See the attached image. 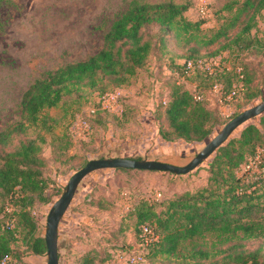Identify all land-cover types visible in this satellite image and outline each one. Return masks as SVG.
<instances>
[{
    "label": "rangeland",
    "instance_id": "rangeland-1",
    "mask_svg": "<svg viewBox=\"0 0 264 264\" xmlns=\"http://www.w3.org/2000/svg\"><path fill=\"white\" fill-rule=\"evenodd\" d=\"M131 1L0 0V130L20 120L23 93L37 78L66 63L85 60L97 53L103 47L104 35ZM137 1L159 3L169 0ZM173 1L189 5L184 13L188 20H202L199 0ZM204 1L208 3L212 14L203 21L199 30H182L179 37H175L172 31L167 34L164 45L160 46L159 25L150 24L145 28L146 37L153 44L152 53L146 65L137 71L130 82L118 88H124L126 92L121 93L116 100L108 102L105 99L108 93L115 91L111 88L102 95L93 88H85L66 96L64 106L60 104L44 111L48 117L46 125L52 129L47 130L40 124L15 137V144L19 140L36 139L39 142V137L44 139L40 142L43 170L48 178L53 179L50 190L44 192L42 197L34 195V199L27 201L38 225L31 231L33 226L30 221L22 219V239L16 243L19 251H25L21 246L31 233L45 234L51 207L62 195L70 177L89 160L137 156L161 160L158 158L166 157L168 161L165 162L186 165L235 115L264 100V9L257 14L256 24L243 42L248 43V47L228 54L223 46L239 26L229 29L227 37L211 40L221 27L227 26L244 0ZM201 53L207 54L203 58L220 53L217 56L229 67L243 64L248 86L223 107L211 101L218 123L213 125L208 138L202 141L182 138L167 140L161 135V131L169 129L163 100H168L177 77L189 87L199 84L209 88L208 82L194 71L179 76L185 58ZM224 79L227 82L230 80L227 77ZM104 101L109 104L108 107L104 106ZM91 107L103 112L101 118L105 117L106 121L102 124L98 119V123L91 126L87 137L81 138L73 131V126L81 123ZM228 112H231L230 117L226 116ZM74 115L76 118L73 119ZM69 126L72 140L68 135ZM240 130H235L230 137L238 135ZM135 132H138L137 136ZM15 144H10L8 149H15ZM214 153L187 174L163 172L158 176L153 172L134 171L111 177L104 173L118 170L101 169L85 176L59 225V264H77L73 240L80 231L85 233L90 247H95V264H185L182 257L167 254L153 257L151 253L154 247L150 250L151 255L146 256L150 246H144L136 235V218L135 215H127L129 209L126 205L141 199L162 201L186 190L196 191L206 184V169ZM245 170L243 165L238 173L242 175ZM90 183L92 185L87 188V194L94 185L91 193L94 197L100 196L88 200L90 195L84 199L80 193ZM99 201L105 206L104 209L97 208L96 202ZM261 241L245 242L249 248H255ZM218 243L216 235L207 234L184 245L208 249L212 253L213 246ZM23 254L31 256L29 260L34 263L47 264V251L39 255ZM132 256L139 257L135 263L129 261Z\"/></svg>",
    "mask_w": 264,
    "mask_h": 264
},
{
    "label": "trees",
    "instance_id": "trees-1",
    "mask_svg": "<svg viewBox=\"0 0 264 264\" xmlns=\"http://www.w3.org/2000/svg\"><path fill=\"white\" fill-rule=\"evenodd\" d=\"M188 8L189 5L173 0L159 3L131 1L104 35L103 47L97 53L49 71L25 90L20 120L0 130V264L7 257L10 264H37L29 260L31 256L23 253L39 255L47 251L45 234L31 233L30 238L24 241V247L21 246L25 248L23 253L16 246L22 239L23 218L32 224L31 231L38 225L32 207L27 204L28 199H34V195L42 197L44 192L50 190L53 179L48 178L43 170L40 142L44 139L39 137V142L36 139L19 140L15 144V137L40 124L47 130L52 129L46 125L48 117L44 111L60 104L64 106L68 95L88 87L102 95L109 88L116 90L128 84L137 71L146 65L152 53V41L145 33L148 25H159L160 46L164 45L167 34L172 31L175 37H179L182 30L201 28L203 20L191 21L184 15ZM262 9L264 0H244L227 26L221 27L211 41L227 37L229 29L239 26L223 49L232 54L235 50L247 48L248 43L243 42L247 40ZM203 57H207V54L185 58L179 76L194 71L208 82L209 88L199 84L189 87L177 77L168 100H163L169 129L161 131V135L167 140H205L211 134L213 125L218 123L216 111L211 106L212 103L219 106L217 96L212 92L213 85L222 83L227 91L239 81H242L243 88L248 86L246 69L240 63L229 67L222 60L223 68L215 70L213 74L197 66L187 68V60L197 62ZM239 68L241 71H238ZM224 77L230 79L229 82ZM98 110L96 108L93 114L85 115L90 126H95L98 119L105 123L106 118H101L103 112ZM250 120L236 129L241 128L238 135L229 137L215 151L206 169L205 185L166 200L141 199L130 204L127 215H135L136 235L140 241L143 224L151 227L158 236L156 241L147 245L150 249L146 256L154 247L151 253L153 257L158 254L182 257L185 264H264V112ZM70 126L68 135L72 140ZM10 144H15V149H8ZM130 158L144 159L142 156ZM252 161L254 165L240 175L238 171L241 166L249 165ZM118 170L127 173L138 171L126 168ZM96 204L99 209L105 208L100 201ZM207 234H214L219 239L217 245L220 246H213L212 253L208 249L184 245ZM259 239L262 241L255 248H249L245 242ZM93 248L90 247L78 258L79 264H95L97 254Z\"/></svg>",
    "mask_w": 264,
    "mask_h": 264
},
{
    "label": "water",
    "instance_id": "water-1",
    "mask_svg": "<svg viewBox=\"0 0 264 264\" xmlns=\"http://www.w3.org/2000/svg\"><path fill=\"white\" fill-rule=\"evenodd\" d=\"M264 112V100L246 110L240 112L228 121L221 131L215 135L205 147L199 151L186 165H176L156 159H137L130 157H102L89 160L82 168L76 171L68 180L62 195L51 207L45 230V242L47 247V264H59L58 231L61 219L68 210L76 190L82 179L91 172L101 169H137L145 171H162L174 174H187L197 168L203 161L209 158L231 134L248 120L259 116Z\"/></svg>",
    "mask_w": 264,
    "mask_h": 264
},
{
    "label": "built area",
    "instance_id": "built-area-1",
    "mask_svg": "<svg viewBox=\"0 0 264 264\" xmlns=\"http://www.w3.org/2000/svg\"><path fill=\"white\" fill-rule=\"evenodd\" d=\"M199 14L203 21L207 20L210 15L212 14L211 9L208 7V3H206L204 0H199ZM187 68L191 69L194 66H197L199 69L207 72L208 74H213L215 70H220L223 68L222 65V58L220 56H212L209 58H201L197 62H194L192 60H187L186 62ZM238 71H241V68L238 69ZM243 78V74L240 75V79ZM243 89L242 81H239V83H234L232 85V88L230 90H226L224 85L222 83H216L212 87V92L217 96L218 104L220 107H223L232 100H234L235 97L239 94V91ZM120 89H116L115 91L108 93L107 97L105 98L106 101L116 100L118 96L121 94ZM105 103V101H104ZM105 107H108L109 104L105 103ZM96 108L91 107L86 114H93L95 112ZM227 117L231 116V112L226 113ZM91 126L90 122L87 118H83L81 123L76 124L73 126V131H76L78 133V136L81 138H86L87 133L89 132ZM254 165V162L252 161L249 165H245V169L249 168L250 166ZM140 238L142 239L141 243L144 246H147L153 241H156L158 236L155 233V231L149 227L146 224L141 225V231H140ZM139 257L132 256L129 258L130 263H135ZM1 264H10V258H4Z\"/></svg>",
    "mask_w": 264,
    "mask_h": 264
},
{
    "label": "crops",
    "instance_id": "crops-1",
    "mask_svg": "<svg viewBox=\"0 0 264 264\" xmlns=\"http://www.w3.org/2000/svg\"><path fill=\"white\" fill-rule=\"evenodd\" d=\"M121 90V92L122 93H125L126 92V89H124V88H122V89H120ZM138 135V132H135V135ZM136 135V136H137ZM158 159H161V160H165V161H168L167 160V158L166 157H161V158H158ZM113 170H118V169H113ZM134 172V171H133ZM137 172V171H136ZM138 172H140V170H138ZM145 172H147V171H145ZM154 174H157L158 176H160V173H158V172H153ZM104 174H107V175H109V176H111V177H114V176H122V175H124L125 174V172L124 171H122V170H118V171H111V172H107V173H104ZM147 174V173H146ZM139 175L140 176H145V175H143L142 173H139ZM156 176V175H155ZM100 177V175H98L97 176V178H99ZM92 185V183H90V184H88V186L87 185H85L84 186V189H83V191H81V196H83L84 197V199H86V196H89L90 195V197L88 198V200L91 198H98L100 195H97V196H93V194L91 193V191L94 189V185H93V187H92V189H91V191L89 192V194H87V192H88V190H87V188H89V186H91ZM95 192V191H94ZM92 194V195H91ZM99 194H102V193H99ZM76 198V197H75ZM82 201V200H81ZM81 201H79V202H81ZM82 203V202H81ZM127 206V209H129V207H130V205H126ZM96 208V207H95ZM98 208V207H97ZM100 211H103V210H100ZM78 236H76V238H74V240H73V242H74V247H73V252H75V253H77V257L79 258L84 252H86L89 248H90V245L88 244V241H87V237H86V235H85V233H83V232H78V234H77ZM76 263L77 264H79V262H78V259H77V261H76Z\"/></svg>",
    "mask_w": 264,
    "mask_h": 264
}]
</instances>
